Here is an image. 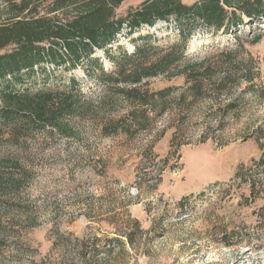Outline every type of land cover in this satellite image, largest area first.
<instances>
[{
  "label": "rangeland",
  "instance_id": "1",
  "mask_svg": "<svg viewBox=\"0 0 264 264\" xmlns=\"http://www.w3.org/2000/svg\"><path fill=\"white\" fill-rule=\"evenodd\" d=\"M144 1L124 0L117 16ZM189 27L186 59L177 70L204 61L219 74L232 58L251 68L255 80L239 72L226 88L209 83L195 95L184 76H153L150 100L155 91L172 90L165 113L147 108L148 129L103 135V115L91 110L68 119L76 127L71 137L36 130L28 148H2L0 153L20 154L14 158L29 172L19 192L0 203V264H79L84 238L100 251L98 264H264V22L244 23L234 32L200 21ZM119 32L108 50L93 55L103 72L87 61L72 69L44 63L14 89L70 90L73 77L84 100L114 98L112 114L105 112L119 118L127 105L115 95L117 82L102 73L116 72V58L146 42L165 47L179 41L180 30L172 20ZM182 93L187 98L180 100ZM229 98H240L238 109L225 112ZM241 164L249 171L246 179L255 180L253 193L248 182L235 179ZM135 220L142 229L135 231L136 243L120 244ZM233 229L238 235L227 246L222 231Z\"/></svg>",
  "mask_w": 264,
  "mask_h": 264
},
{
  "label": "trees",
  "instance_id": "2",
  "mask_svg": "<svg viewBox=\"0 0 264 264\" xmlns=\"http://www.w3.org/2000/svg\"><path fill=\"white\" fill-rule=\"evenodd\" d=\"M124 0H0V150L2 148H28V140L33 138V132L41 133L57 131L71 137L75 126L69 123V118L75 116L82 119L93 110L97 117L103 115L100 131L103 135H114L125 132L132 133L133 128L148 129L150 118L148 107L160 109V114L167 111L169 94L172 87L153 92V100L147 88L148 81L153 76H184L191 84L190 92L201 93L210 84L218 88H226L235 81L233 78L239 72L244 79L253 81L256 75L252 69H246L234 59L222 73H213L204 67L205 62L191 63L177 70L186 59L187 41L191 35L189 25L202 22L214 30L234 32L244 23L258 24L264 22V0H196L188 4L183 0H146L133 7L123 16H117V8ZM175 20L180 30V40L160 47L146 42L136 47L132 54L125 53L116 58V72L102 75L115 84V95L126 103V111L119 118L108 116L105 109L115 103L114 98H104L101 101L84 100V95L76 90L78 80L72 77L70 90L55 92L42 91L31 94L28 91L20 93L13 85L24 82L26 73L35 72L44 63L52 65H69L75 68L81 62L95 63L100 69L98 59L93 57L97 50H108V46L118 39L119 31L125 26L129 32L147 25L154 26L159 22ZM261 34L255 36L259 41ZM147 39V38H146ZM149 39V38H148ZM263 62H259L264 69ZM177 70L176 72H172ZM237 77V76H236ZM119 81L131 83L132 86H121ZM253 89L246 88V92ZM264 91V90H263ZM264 97V93L262 95ZM182 93L180 100L185 99ZM222 105L225 112L238 109L240 98L231 99ZM155 100V101H154ZM158 102V103H157ZM132 106L133 109H129ZM103 112V113H101ZM92 114V113H90ZM261 149H264L261 147ZM9 151L0 153V203H5V195L19 192L22 187V177L29 170ZM245 165L241 164L235 179L248 182L252 193L255 191V180L246 179ZM21 177V178H20ZM251 180V181H248ZM184 199L180 202L183 203ZM182 205V204H181ZM122 238L120 244L134 245L140 232V222L133 221ZM135 225V226H134ZM135 228H134V227ZM224 244L238 235L233 230L222 231ZM79 264H98L96 257L100 251L95 245L89 244L86 238L79 240ZM108 246L110 239L107 241ZM89 247V248H88ZM89 249V250H87Z\"/></svg>",
  "mask_w": 264,
  "mask_h": 264
}]
</instances>
